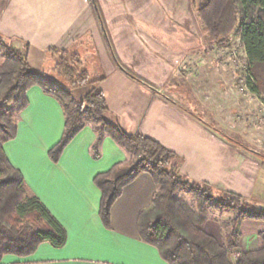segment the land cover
Wrapping results in <instances>:
<instances>
[{
  "label": "crops",
  "instance_id": "crops-1",
  "mask_svg": "<svg viewBox=\"0 0 264 264\" xmlns=\"http://www.w3.org/2000/svg\"><path fill=\"white\" fill-rule=\"evenodd\" d=\"M182 1L179 5L166 0V10L185 13L188 7ZM123 8L126 11L125 4ZM112 11L114 8L100 0H0V36L25 50L31 68L42 74L50 73L54 67V63L52 69L45 67L54 59L47 51L50 47L74 52L73 46L78 44L81 47L75 52L89 74L86 54L96 66L95 82L104 92L109 108L106 119L130 133L149 136L173 151L178 157V171L204 188L224 195L253 194L256 174L264 169V155L218 134L214 114V122L210 121V108L207 119L201 117L200 109L209 107L202 104L205 94L200 93L206 82L202 67L208 63L193 60L188 74L181 64L175 70L166 64L158 65L154 52L152 56L139 53L140 47L127 24L114 23ZM121 26L123 30L119 31ZM175 34L162 53L170 59L182 52L184 43L180 33ZM195 56L194 53L192 57ZM79 88L72 92L76 90L79 95L75 97L82 99L91 87ZM27 96L29 105L19 114L17 135L5 143L4 150L30 189L64 225L68 239L61 248L44 242L27 257L7 253L2 264H169L156 247L140 239L137 228L139 212L151 204L156 190L152 176L142 173L123 189L112 206L113 228H105L99 216L101 191L94 177L124 161L126 152L106 136L100 157L94 158L90 148L96 133L86 125L60 160L52 162L48 151L64 130L62 106L38 85L31 87ZM219 213L224 212L212 210L214 217L205 228L221 241L222 230L216 219ZM224 216L228 218L230 214ZM238 226L241 250L261 246L264 220L243 218Z\"/></svg>",
  "mask_w": 264,
  "mask_h": 264
},
{
  "label": "trees",
  "instance_id": "trees-1",
  "mask_svg": "<svg viewBox=\"0 0 264 264\" xmlns=\"http://www.w3.org/2000/svg\"><path fill=\"white\" fill-rule=\"evenodd\" d=\"M193 7L206 32L207 47H231L232 36H238L250 75L247 83L253 93L264 99V0H199L193 1ZM49 50L56 65L53 74H42L31 68L25 50L0 36V264L7 253L27 257L44 242L61 248L68 239L64 225L30 189L4 150L5 143L17 135L19 114L28 107L27 93L35 85L60 103L65 117L62 136L48 151L52 162L60 160L86 125L96 133L90 148L94 158L100 157L106 136L126 152L124 161L94 177L101 191L99 216L105 228H113L112 206L123 189L147 172L156 190L151 204L139 212L138 233L169 264H264V231L260 233L259 248L241 250L238 226L243 218L264 220V207L251 205L241 195L222 196L184 177L177 169L178 157L173 151L149 136L130 133L106 119L108 104L97 85L77 99L72 89L90 81L80 54L58 47ZM58 77L66 78L69 88ZM219 133L232 140L224 131ZM234 143L247 147L241 141ZM183 191L193 197L188 199ZM214 208L230 214L228 218H216L222 230L221 241L205 228L214 217ZM237 252L240 256L234 260L232 254Z\"/></svg>",
  "mask_w": 264,
  "mask_h": 264
},
{
  "label": "rangeland",
  "instance_id": "rangeland-1",
  "mask_svg": "<svg viewBox=\"0 0 264 264\" xmlns=\"http://www.w3.org/2000/svg\"><path fill=\"white\" fill-rule=\"evenodd\" d=\"M100 1L109 5L111 9L114 8V11H112L114 12V23L127 24L134 42H137L140 47L139 53L145 52L149 56L154 52L158 65L166 64V66L173 65V67H177L181 64V68L188 74L191 70L189 67L194 64L193 60L200 59L203 63H208L205 67H202V76L205 77L206 82L202 85L203 88L200 93L205 94L201 98L202 104H208L209 107L200 109L201 117L207 119L209 115L207 108H210V121L214 122V114L215 128L218 134L220 131H224V133H227V137L232 138V140L230 138L227 140L233 143L234 141L244 143L247 141L248 143L245 144L250 149L264 155V99L260 94L253 93L247 83L249 78L247 79L246 75L248 68L244 61L245 51L237 35L232 36L231 47L225 49L207 47L206 32L202 28L193 7V1L199 2V0H183L182 2L188 9L186 8V12L181 15L166 10L169 4L166 3V0H154V2L153 0ZM173 1L181 5V0ZM124 4L127 12L123 8ZM155 6L159 7L156 11ZM167 23L170 26H167ZM122 28L121 26L118 30L122 31ZM177 32L184 40L183 46H181L182 52L176 54V58L170 59L165 56L167 54L162 53L167 50L166 46L169 38H174ZM73 47L75 52L81 46L76 44ZM146 47L150 49L147 50ZM192 49L197 50L194 52L195 58L192 57L194 53H188V50ZM47 51L50 53L49 49ZM84 58L90 70V81L78 86V88L89 89L96 85L93 82L96 77V66L91 62L90 55L86 54ZM52 63H54V66L56 65V61L50 59L49 62H46L45 67L52 69ZM45 73H48L47 70H45ZM58 78L67 85L66 78ZM67 87L69 88L68 85ZM74 94L79 95L76 90ZM241 149L243 150V148ZM262 159L264 161V156ZM256 176L258 177L255 180L256 185L253 194L246 198L251 202V205L259 207L258 203L264 206V169H259ZM183 192L188 199L193 197L191 193ZM226 213H219V215L223 214L221 218H227L224 216ZM239 256V252L232 254L234 260Z\"/></svg>",
  "mask_w": 264,
  "mask_h": 264
},
{
  "label": "built area",
  "instance_id": "built-area-1",
  "mask_svg": "<svg viewBox=\"0 0 264 264\" xmlns=\"http://www.w3.org/2000/svg\"><path fill=\"white\" fill-rule=\"evenodd\" d=\"M240 41V40H239ZM170 66H172V68H173V65H170ZM178 67H180V65H178L177 67H174L173 69L175 70V69H178ZM248 73H246V75H247V79L250 77V75H249V70L247 71Z\"/></svg>",
  "mask_w": 264,
  "mask_h": 264
}]
</instances>
